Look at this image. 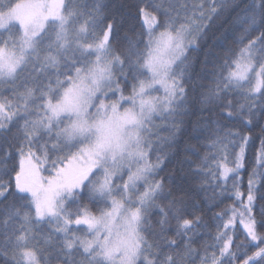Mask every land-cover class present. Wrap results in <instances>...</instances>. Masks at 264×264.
I'll return each mask as SVG.
<instances>
[{
  "label": "snow or ice",
  "instance_id": "snow-or-ice-1",
  "mask_svg": "<svg viewBox=\"0 0 264 264\" xmlns=\"http://www.w3.org/2000/svg\"><path fill=\"white\" fill-rule=\"evenodd\" d=\"M113 7L0 0V264H183L194 255L200 264H264V203L254 215L264 201V125L246 201L240 180L250 133L264 118V0ZM124 8L135 9L141 30L120 49L113 41ZM223 12L237 13L239 35L211 70L205 60L197 72L190 53ZM217 108L241 127L190 120ZM189 123L208 150L194 167L187 161L184 188L158 178L168 159L160 145L178 149ZM185 152L199 155L195 146ZM209 188V210L217 197L233 205L215 213L223 225L200 256L192 245L202 217L189 211L190 193ZM237 218L247 243L236 244ZM242 248L255 250L241 257Z\"/></svg>",
  "mask_w": 264,
  "mask_h": 264
},
{
  "label": "trees",
  "instance_id": "trees-1",
  "mask_svg": "<svg viewBox=\"0 0 264 264\" xmlns=\"http://www.w3.org/2000/svg\"><path fill=\"white\" fill-rule=\"evenodd\" d=\"M84 2L88 3L89 5L92 4L93 0H84ZM105 2V1H104ZM109 5V11L114 10V5L119 4H134L136 3V0H107L105 2ZM123 14V27L120 30L118 39L113 41V47L123 49L126 46L127 41L124 40L125 36H133L135 33L140 32L141 30V22L138 21L135 17L136 12L135 9L132 8H124L121 10ZM217 26L213 28V30L209 31L205 38L201 41V48L199 51L190 53L191 56L196 57L198 60V63L196 65L197 72L200 71V68L202 66L201 62L207 60V68L211 70L213 64L217 62V60L223 55L225 48L234 46L233 45V39L235 36L239 35V24L237 21V13L233 12L229 14L228 12L221 13L220 16H218L216 19ZM258 35V33H253V36ZM247 42V41H245ZM212 77L210 75H206V78L203 79L201 82L205 84L206 86L210 84ZM130 91V85L128 90L125 92V95L128 94ZM233 98V99H232ZM189 99H192V93L190 92ZM231 100L234 104L236 103H244L243 99L236 98V96H231ZM226 102V101H225ZM198 107V105L196 106ZM221 109L218 108V111L215 110L211 114L208 112H205L203 116H200L199 113L192 116L190 118L191 121H195L197 119L202 120H210V118H213V116H216V119H219ZM260 125H264V118H261L259 120V124L252 129V132L250 135L254 137L255 135V128H257ZM235 127L233 128H239L241 127L240 122L237 120L234 122ZM192 124L189 123L187 125V130L182 133L179 136V144L178 149H168L164 147L163 145H160L161 148H164V151L167 153V156L172 157V161L170 163V170L172 172L173 177V184L177 187H188V181L185 177V173L189 171V163L187 161H192L193 167L195 166V163H199L200 155H204V153L208 150L204 146V141L197 140L193 138V133L191 131ZM245 134L247 133V129H244ZM253 142L251 141L249 145L247 146V160H246V168L243 170L240 176L241 183V189L243 190L245 196L244 199L246 201L247 197V188L248 187V178H249V172L251 171V166L254 165L255 158L251 156V149L254 150L252 146ZM189 146H195L197 149H199V155H192V153L185 152V148ZM156 152H153V159L155 158ZM165 167V166H164ZM163 167V168H164ZM247 172V174H245ZM163 177V176H161ZM165 178V177H163ZM167 181V179L165 178ZM231 183L228 184L229 189H231ZM257 187H261L262 190H264V180L261 181L260 185H257ZM211 197L212 196V190L211 188L208 189L207 193L200 192V193H190L191 195V203H195L198 205L197 209H193L191 207V203L189 206V211L195 215L200 216L207 220L208 218L205 216L206 213L209 211V202L205 201V195ZM11 200V198H9ZM223 200L221 203L220 200ZM81 203L87 204V200L82 201ZM216 203L218 204L217 207H212L211 210L214 213L221 212L222 210L226 209L225 206H228V208L233 205V199L228 200L227 198H221L217 197ZM264 203V201H257L256 202V209L260 210V205ZM90 208L91 205H88ZM237 207H239V203L236 204ZM76 205H73V210H75ZM256 212H254L255 215ZM257 218V216H256ZM227 219V217H225ZM258 219V218H257ZM238 220V218H237ZM211 227H213L210 223H208ZM241 226L236 224L233 231L235 232V235L237 233L241 234L242 238L244 237V231L240 228ZM40 232H42L44 235H47L48 232L51 230L50 226L47 224H43L39 226ZM201 229H196V233H199L201 237V232H199ZM262 233L264 229L260 230ZM229 234H232L231 232ZM241 242L247 243L245 240L242 239ZM244 249V248H242ZM219 250V249H218ZM243 256V255H242ZM241 256V257H242ZM236 264H239L237 261Z\"/></svg>",
  "mask_w": 264,
  "mask_h": 264
},
{
  "label": "bare ground",
  "instance_id": "bare-ground-1",
  "mask_svg": "<svg viewBox=\"0 0 264 264\" xmlns=\"http://www.w3.org/2000/svg\"><path fill=\"white\" fill-rule=\"evenodd\" d=\"M104 1L106 2L107 0H104ZM189 2H191V0H189ZM135 17H136V15H135ZM137 20L139 21L138 18H137ZM215 26H217V21L216 20H214L212 22V24L209 27L207 33L209 31L213 30V28ZM231 96H236V98H241V97H239V96H237L235 94H230L226 99H231ZM241 100H242V98H241ZM215 110L218 111V108L215 109ZM210 120H217L221 124L228 125L229 127H232V128L235 127V126H233L235 121L225 119L223 115H220L219 116V119H216V116H213V118H210ZM156 122H157V124H161L162 123L159 120H157ZM168 135H169V132L167 130H161V131H159V136L160 137H167ZM260 136H261V131H260V126H258L257 128H255V135H254L253 140H252V142H253L252 146H253L254 150L251 149V156L254 157V158H255V155H256L257 150L260 147V139H259ZM153 140H155V137H153ZM156 155H157V153H155L154 157ZM192 155L195 156V154H192ZM200 156H202V154ZM171 161H172V157L168 156V159H167V161H166V163L164 165L165 167L163 168V171L160 172V176L158 178H160L161 176H163V177H165L167 179L170 175H172V172L170 170V163H171ZM252 167L253 166H251V169H252ZM230 182H231V180L228 182V184ZM241 191L243 192L242 189H241ZM228 200H231V199H228ZM225 207H226V209L228 208V206H225ZM255 212H256L255 215L257 216V218L260 219V215H259L260 210L259 209H256ZM214 215H215V213L212 210H209L206 213V215H205L208 219L205 220L204 218H202V225H201V227H199L201 230L199 232H201V235H203V237H201L199 233H197V235L194 236V241L195 242L193 243L192 247L195 248V249H197L199 251L200 256H203L204 255L205 242H207L209 244L213 243L212 237L215 236V234H216V225L217 224H220L221 227L223 225V221L222 220L214 219ZM208 223H210L213 227H211ZM240 228L243 230L242 227H240ZM263 233H264V231H263ZM235 237H236V244H241L242 239L245 240L244 237L242 238L241 234H239V233H237L235 235ZM254 250L255 249H240L239 254L242 256L243 253L245 251H247V253L250 255L251 252L254 251ZM211 252H212V249L209 248L208 249V254L211 255ZM216 252H217V254H219L218 248L216 249ZM183 264H200V258L198 256H195L194 255L193 257H190V258L185 259L183 261Z\"/></svg>",
  "mask_w": 264,
  "mask_h": 264
},
{
  "label": "rangeland",
  "instance_id": "rangeland-1",
  "mask_svg": "<svg viewBox=\"0 0 264 264\" xmlns=\"http://www.w3.org/2000/svg\"><path fill=\"white\" fill-rule=\"evenodd\" d=\"M243 171H241V173H242ZM245 174H247V172H245ZM245 189H248V187L247 188H245ZM239 208V207H238ZM236 224H238V225H240L242 228H243V226L240 224V222H239V218H238V220L236 221ZM235 250V249H234Z\"/></svg>",
  "mask_w": 264,
  "mask_h": 264
}]
</instances>
